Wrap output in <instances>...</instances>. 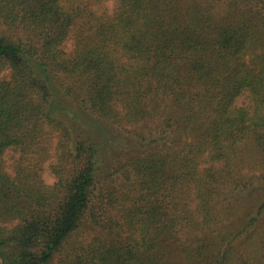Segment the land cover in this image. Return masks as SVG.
Here are the masks:
<instances>
[{"label":"trees","instance_id":"1","mask_svg":"<svg viewBox=\"0 0 264 264\" xmlns=\"http://www.w3.org/2000/svg\"><path fill=\"white\" fill-rule=\"evenodd\" d=\"M8 69L0 264H264V0H0Z\"/></svg>","mask_w":264,"mask_h":264},{"label":"rangeland","instance_id":"2","mask_svg":"<svg viewBox=\"0 0 264 264\" xmlns=\"http://www.w3.org/2000/svg\"><path fill=\"white\" fill-rule=\"evenodd\" d=\"M105 6L107 9L112 11L113 7L115 6V3L113 1H107ZM65 48L68 52H71L74 48L73 41L69 40L66 43ZM258 54H260L259 50L251 52L246 58L247 62L250 63L252 66L259 65L260 59L257 57ZM11 75H12V71L8 69L0 74V79L9 78ZM237 151L239 152V156L237 157V162L234 165L237 174L243 175L260 170L261 164L257 160L255 161L254 159L255 153L260 154V152L256 146L250 145L249 140L239 143ZM53 160L54 158H52L50 161ZM49 163L50 162L46 163L44 167V177L47 182L54 183L56 181V178L52 173L51 169L49 168ZM247 194H248V190L243 192L244 196H247Z\"/></svg>","mask_w":264,"mask_h":264}]
</instances>
